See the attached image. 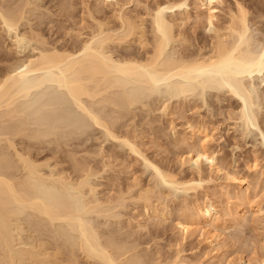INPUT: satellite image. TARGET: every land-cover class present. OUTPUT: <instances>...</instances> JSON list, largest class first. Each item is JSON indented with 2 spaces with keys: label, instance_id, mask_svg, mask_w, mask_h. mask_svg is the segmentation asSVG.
<instances>
[{
  "label": "bare ground",
  "instance_id": "6f19581e",
  "mask_svg": "<svg viewBox=\"0 0 264 264\" xmlns=\"http://www.w3.org/2000/svg\"><path fill=\"white\" fill-rule=\"evenodd\" d=\"M159 1H156V4L154 3L155 5L148 9L146 8L147 5L143 4L146 12L143 13L142 11L141 14H136L137 16L134 17V15L128 14L131 11L128 10L127 13V0L126 2L115 0L112 9L114 10L113 16L115 19L111 17L118 21L117 25L112 27V21L108 19L99 21L94 18L96 24L89 27L87 25V29H90L89 33L83 32V28H81V31H76L80 39L79 45L81 44L78 48L61 47L62 45L58 46L55 44L56 42L49 43L41 35L40 30L39 32L31 29L21 31V33L19 30L20 22L26 14L22 5L18 1L19 5L16 6L15 4L13 7H11L12 3L11 6L6 7L0 5V25L8 33L14 32L12 42L15 49L29 45L34 52L32 55L22 58L20 62H16L15 65L8 66L3 70L0 68V110L6 108L5 111L2 109V113H4L0 116L8 115L10 117H6L8 118L6 121L11 120V122H7L8 125L5 124V127H3L7 148L2 149V146L0 147V264H60L63 260L72 262L77 259V250H80L85 258L98 260L102 264H150L151 262L148 263L144 255L134 251L136 250L135 247L126 245L111 236H106L107 238L102 240L104 235L100 236L95 228H90L86 223L87 218L96 214L108 219L110 216H114L117 209L124 206L127 200L141 204L143 210H145L144 213L147 215L167 216L170 213L168 210L169 204H167L169 190L165 188L166 185L164 184H167V187L171 189L172 187H183L185 190L195 189L205 181L203 180V171H205L203 165L211 170L223 171L224 166L220 167L216 157L207 147V143H210V136L204 131L205 134L203 133L204 135L199 142L195 144L192 142L190 149H187L189 150L188 157L183 158V163H190L198 177L181 180L176 178L175 175L162 171L144 153H141L138 146L133 142L135 140H131L132 138L129 137L130 135H124V133L120 139L119 133L113 131L114 126L117 125H115L117 119L121 118L122 120L123 117L121 114L115 115L116 108H123V111L128 107L131 109L132 105H136L140 101L143 94L156 92L159 86L164 83L167 84V90L171 96L176 97L196 92L199 87L204 89L210 85V87L218 89L225 87L231 94L238 96L242 100L243 109L240 116L230 117L242 119L246 125L253 124L252 121L255 119H252L251 112H248L250 111L248 106L251 105L253 98L244 79L245 76L262 72L264 69V36L261 39L256 37V33L260 32L258 23L260 21H256L257 18L252 20L249 11L239 1L235 4L236 10L230 8L227 13L228 18L220 21L219 13L222 12L220 7L223 6L224 0H199L201 7H199V11H196V14L194 13L196 15L194 18L197 21L194 19L193 22L203 24L204 30L210 38L207 42L206 40L203 41L204 44L197 50H194L197 47L195 44L196 47L192 45L194 46L193 50H189V46L193 41L192 38L187 37L188 34L185 35L186 33L184 34L182 30L178 31L177 27L181 28L180 26L191 17V13L187 10L184 11V18L181 21L172 19L173 13L175 14L174 11L186 6L188 0ZM135 2L137 3L138 0ZM88 12L90 13V11ZM88 12H85L88 15L84 13L81 17L83 15L88 16V19L93 17L91 14L94 13L89 15ZM198 24L194 25L197 26ZM201 24L200 26H202ZM203 26L199 27L198 25L201 29ZM68 28L70 29V27ZM69 29L66 33L71 35L73 30ZM195 30L194 34L200 32V29L199 32H195ZM197 39H200L199 35ZM256 42L259 44L258 48L253 47ZM133 45L138 46V52L135 50L134 52L119 53V48L132 47ZM1 53L3 52L1 51ZM3 55L1 54L0 57ZM44 82H55L60 87H64L74 100L73 102L85 114L87 113L93 124L103 127L108 136L120 139L124 145L129 147L131 152L141 156L145 164L148 167L151 166L154 171L153 183L145 185L137 175L134 176L131 184L126 189H119L115 193L116 195L114 194L115 196L111 194L107 195L106 198H102V196H99L101 194L98 195L97 184L92 181V177L96 176L97 170L95 172V168L93 169L87 161H77L74 157L76 155H74V159L71 158L74 171L71 170L73 173L75 172L73 175L72 172L68 171V168H65L66 165L64 167L60 164L61 160H59V163L57 158L55 159L56 155L52 157L55 159H52L54 161L51 160V157L48 158L49 156H47L48 159L39 161V159L32 158L31 150L28 151L27 147L18 149L12 138L24 134L23 138L30 136L33 139V136L36 137L37 134L31 137L26 132V127L29 124L24 121L26 114L23 113L30 112L28 109L30 106H27L28 103L25 105L26 101L28 102L27 98H25L24 104L23 101H20V103L17 100L28 96L32 88H40L39 86H43ZM85 97L93 100L96 105L104 103L105 105L109 104V107L113 105L116 109L113 110L114 115L111 113L112 109H109L110 111L107 113L108 109L106 108L108 106L104 108L107 110L106 113L102 114L105 111L103 110L105 105L100 111L94 110L92 104V108L88 106L91 102L86 103ZM33 109L35 110V108ZM34 110L31 111V114L35 112ZM117 111L123 112L119 109ZM21 112L24 115L22 117L19 116ZM13 113H16V116L19 114L17 116L19 118H24L23 120L19 119V122L22 120L20 124L14 118L16 116ZM28 128L30 130V126ZM36 131L37 129H35ZM43 135L44 137L48 136ZM43 135L40 134L39 136L42 137ZM1 139L2 137H0V141ZM9 148H12L13 152L6 151ZM111 166L113 165L104 163L103 169L106 170ZM224 174L227 181L235 183L237 187L244 184V180L237 177L233 172L228 170L224 171ZM240 192L234 195V198L239 200L237 207H234V209L221 207L209 200L210 202L189 208L188 212L185 211L186 213L183 211L185 214H180L176 224L185 234L184 239L199 230V234L205 235L209 245H213L215 241L219 244L222 242L220 240L222 234L216 233L217 229L219 231L222 227L223 229L231 226L239 227L243 225L242 222L246 223L248 213L255 214V212L263 210L260 205L256 211H253L255 200L251 198L250 194ZM76 196H79V198L77 199ZM25 210H33L32 213L35 212L33 215H38L33 225L31 224V232L33 231L34 234L29 242H24L20 237H17V234H20L18 231H23V225L20 223L19 219L21 218L19 217L25 213ZM221 214L222 217L219 216ZM44 218H47L48 220L45 219L47 221L50 220L51 223L55 220H64L72 231L79 233L80 237L77 239L72 234L60 232L61 234L57 238L62 240L61 244L45 241L47 239L46 233L41 232ZM39 226L41 230H39ZM207 227L212 228V230L207 229ZM57 240L56 242L59 241ZM220 244L222 245V243ZM260 248L262 253L254 259L245 258L243 260L244 258L241 256L242 264H263L264 246ZM256 249L257 247L253 252H256ZM163 260L159 256L156 264H172L175 262L173 260L165 263L166 260ZM226 264H233V262L228 259Z\"/></svg>",
  "mask_w": 264,
  "mask_h": 264
},
{
  "label": "rangeland",
  "instance_id": "374dc122",
  "mask_svg": "<svg viewBox=\"0 0 264 264\" xmlns=\"http://www.w3.org/2000/svg\"><path fill=\"white\" fill-rule=\"evenodd\" d=\"M17 1L26 11L24 18L20 22V32L31 29L40 30L41 35L49 43L56 42L55 44L58 46L62 45L61 47L78 48L81 44L79 45L80 39L76 31H81V28H83V32L89 33L90 29H87V25L88 27L94 26L96 24L95 19L99 21H106L108 19L112 21V27L118 23L117 20H114V10H112L115 0H28L29 2L27 0H0V5L2 4L1 7H6L11 6L12 3L11 7H13L15 4L16 6L19 5ZM121 1L126 2V0ZM127 1V13L129 10L131 13L128 14L131 16L134 15L135 17L137 16L136 14H141L142 11L144 13L146 8L153 7L158 0H138L140 4L138 2L136 3V0H132L130 3V0ZM238 1L249 11V16L253 18L252 20L257 18L256 21L261 22H258L260 32L256 33V37L263 38L264 0H224L223 6L220 7L222 12L219 13V20L223 21L225 18H228L227 13L229 9L233 8L236 10L237 7L235 4ZM199 3V0H188L186 6L175 10V14L173 13L174 16L172 19H175V21H181L184 18V11L187 10L191 13V17L180 26L181 28L177 27L178 31L182 30L184 34L186 33L185 35L188 34L187 37L190 36V39L192 38L193 41H196H194L195 43L193 41L191 42L189 50L194 48L195 45L197 47L195 46L196 48L194 50H197V48L204 44L205 40L207 42L208 38H210L209 34L204 30L203 24L193 22L196 19L194 18L196 17V11H199V7H201V3L200 5ZM143 4L145 6L147 5V7L145 8ZM85 12H88L89 15L94 13L91 14L93 17L90 16L91 20L87 18L88 16H85L88 15ZM84 13L85 15L81 17ZM194 24H198L199 27L203 26L202 29L204 32L201 31L202 29L198 25L195 26ZM68 29L73 30L74 33L72 32L71 35L67 34ZM194 30L195 32H200L194 34ZM13 33H8L3 30L2 25H0V50L3 49L1 50L3 52L1 54H5L0 57L1 70L13 64L15 65L22 58L24 59L27 55L34 53L29 45H25L23 48L20 46V48L15 49L12 42ZM196 35L197 37L199 35L200 39L196 40ZM257 44V42L254 43L253 47L258 48L259 44ZM137 47V45H133L132 47L119 48V53L123 54L127 51L134 52L135 50L138 52ZM119 53L117 54L119 55ZM244 81L253 98L251 105L248 106V110H250L248 112H251L249 114L252 116V119H255L252 121L253 124L249 123L247 125L244 124L245 122L242 119L239 120L230 117H234V115L237 117L240 116L243 105L242 100L238 96L231 94L225 87L219 89L212 86L211 88L210 85L204 89L199 87L196 92H191L187 95L182 94L176 97L171 96L167 90V84L164 83L159 86L156 92L143 94L140 97V101L136 105H132L131 109L128 107L129 109L126 108V110L124 108L125 110L123 111V108H116L117 110H121V112L123 111L122 113L118 112L112 104V108L109 107V104L105 105V103L96 105L93 100L85 97L87 100H85L86 103L91 102L88 106L92 108L93 105L94 110L100 111L105 105L103 107L105 111H101L103 115L106 113V109H108L107 113L111 109V113H113V110H116V116L121 114L124 117L126 115L124 118L120 116L122 120L121 118H118L119 120L117 119V123L115 122V125H117L114 126L113 131L117 134L119 133L120 139L124 133V135H130L129 137L132 138L131 140H135L133 142L138 146L141 153H144L162 171L175 175L176 178L181 180L198 177L190 163H183V158L188 157L189 150L187 149H190L193 143H198L205 133L210 136V143H207L209 151L214 154L220 167L224 166L223 168L225 169L219 172L216 169L211 170L206 165H203V170H205L203 171V180L205 181L195 189L185 190L183 187H172L171 189L167 187V184H164L166 185L165 188L169 190L167 204H169L168 210L170 213L167 216L147 215L144 213L145 210H143L141 204L130 200H127L124 206L119 207L120 209H117L114 216H110L108 219L104 216H97L96 214L91 215L87 218L86 223L90 228H95L100 236L104 235L102 240L111 236L126 245L133 246L136 249L134 251L144 255L148 263L151 262L150 264H153V262L156 264L159 256L164 259L163 261L166 260L165 263L175 260L172 264H226L228 259H231L233 264H242L241 256L244 258L243 260L245 258L254 259L262 253L260 247L264 246V69L262 72H255L252 75L245 76ZM58 86L55 82H44L43 86H39L40 88H32L28 96L19 98L23 100H17V102L23 101L24 104L26 101L25 98H27L28 102L26 101L25 105L28 103L27 106H30L28 107L30 112H27L28 114L26 112L23 113L27 116L22 115V112L20 115L17 114V116L26 117L25 119L23 118L26 124H29L26 127V132L31 137L36 134V137L40 134L48 136H39L37 139L33 136L32 139L30 136L23 138L24 134L16 135L17 138H12L18 146L16 147L18 149L27 147L29 149L28 151L31 150L30 154L32 158L39 159V161L50 157L52 160L54 159L52 157L56 155L57 157L55 159L57 158L58 162L61 160V163H59L64 167L66 165L65 168H68V171L72 172L73 175L75 174V172L73 173L74 167L72 168V165H74L72 164L73 156L76 155L74 157L77 161H87L93 169L95 168V172L96 170L97 172L100 171V174L98 173L99 175L96 172V176L92 177V181L97 184L98 195L101 194L99 196H102V198H106L107 195H114L119 189H126L131 184L134 176L137 175L142 179L143 184H152L154 178L152 167H148L142 157L131 152L129 147L124 145L120 139L108 136L103 127L101 128L93 124L87 113L85 114L73 102L74 100L69 96L67 90L64 87ZM106 106L108 107L106 108ZM2 109L0 110L1 115L4 113H2ZM33 110L35 112L31 114ZM13 114L16 116V113ZM17 116L14 118L19 122V119L22 118ZM6 117L9 118L10 116H0V137H2L0 147L2 146V149L7 148L3 127H5V124L8 125L11 122V120L6 121L8 119ZM14 118L11 119L15 120ZM29 126L30 130L28 128ZM31 128L32 131L34 130L33 132ZM35 129H37L36 132ZM39 144L40 146H38ZM100 149L102 152H100ZM8 150L13 152L12 148L6 149V151ZM56 152L60 154V157ZM47 156L49 157L47 158ZM104 163L112 164L113 166H111L112 168L110 167L104 170ZM228 170L244 180V184L237 187L235 183H231L229 180L227 181L224 176V171L226 172ZM238 192H245V194L248 193L252 196L251 198L255 200H253L254 203L252 201L253 211H256L260 205L263 210L260 212L257 211L255 214L248 213L249 216L247 215L246 223L242 222L243 225H238L240 228L231 226L226 229L222 227L219 231L217 229L215 232L220 233V235L222 234L220 237L222 241L220 243L222 245L216 243V241L213 245H209L205 239V235L199 234V230L184 239L185 234H183L181 228L176 224L180 214L184 215L188 212L189 208L210 201L221 207L234 209L239 202L238 199L236 200L234 198V195ZM253 196L256 197L254 198ZM76 198L78 199L79 196H76ZM183 211L186 212L183 213ZM32 212L33 210H25V213L19 217L22 219H19V221L23 225V227L21 226L23 231H18L21 235L17 234V237H20L24 242H29L31 236L34 234L33 231L31 232V224L33 225L38 215L34 216L33 214L35 212ZM219 216L222 217V214ZM47 220L43 221L44 225H41V232L46 233L45 235L47 236L45 241L61 244L62 240H59L58 236L64 232L70 235L72 234L77 239L80 237L79 233L72 231L64 220H55L52 223L50 220V223ZM38 228L41 230L40 226ZM207 229L212 230L210 227H207ZM256 247V252H253ZM76 254V261L68 262L67 260H63L60 264H102L98 260L85 258L84 254L82 256L80 250H77Z\"/></svg>",
  "mask_w": 264,
  "mask_h": 264
}]
</instances>
